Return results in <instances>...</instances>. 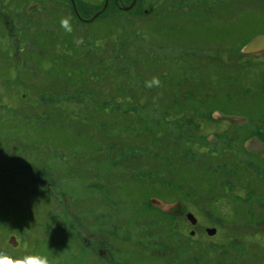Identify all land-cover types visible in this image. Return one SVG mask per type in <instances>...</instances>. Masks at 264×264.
I'll use <instances>...</instances> for the list:
<instances>
[{
    "label": "rangeland",
    "instance_id": "rangeland-1",
    "mask_svg": "<svg viewBox=\"0 0 264 264\" xmlns=\"http://www.w3.org/2000/svg\"><path fill=\"white\" fill-rule=\"evenodd\" d=\"M133 1L0 0V264H264V0Z\"/></svg>",
    "mask_w": 264,
    "mask_h": 264
},
{
    "label": "flooded vegetation",
    "instance_id": "flooded-vegetation-1",
    "mask_svg": "<svg viewBox=\"0 0 264 264\" xmlns=\"http://www.w3.org/2000/svg\"><path fill=\"white\" fill-rule=\"evenodd\" d=\"M257 35L264 36V34ZM257 35H250L251 37H249L244 46L256 38ZM243 56L247 58L253 56V54ZM229 83L231 84V89L236 88L234 79H231ZM252 99H256V101H259L260 99L264 100V86L259 90V93H254L252 89L248 87L244 89L241 96H238L237 98L236 94L233 93V95L229 98V102L231 105L238 107L242 104H248ZM238 116L235 114V120L232 121V126L237 128V131L234 132L232 137L235 139L234 162H236V169L240 170L242 167H245L247 170H254L256 174L258 173L264 175V115H250L247 118H239ZM239 129L243 132L242 137L238 135ZM198 140L200 141L201 139L198 138ZM254 144L255 146L259 145L262 150H252L251 148ZM241 154H244L246 158L242 159L240 157ZM259 164H261L263 168H257L256 165ZM239 181L241 183L242 177H239ZM238 187L241 188V186Z\"/></svg>",
    "mask_w": 264,
    "mask_h": 264
},
{
    "label": "water",
    "instance_id": "water-1",
    "mask_svg": "<svg viewBox=\"0 0 264 264\" xmlns=\"http://www.w3.org/2000/svg\"><path fill=\"white\" fill-rule=\"evenodd\" d=\"M71 2H72V5H73V11L75 12L76 17H78L80 19L78 11L75 10V6H74L73 0H71ZM107 2H108V0H106V2H105V5H104V7L102 9L103 11H105ZM135 2H136V0H134L129 7H123L122 9H124L125 11L130 10L132 8V6L135 4ZM98 16H99V14L95 15L93 18L89 19L87 21V23L94 21L95 19H97ZM261 50H264V36H257V38L253 39L251 42H249L246 45V47H244V53L245 54H247V53L256 54V53H258ZM188 219L191 220L192 223H194V220H192L191 216H188ZM214 232H215L214 230H211V231L209 230L208 233L212 234ZM11 241H10L11 244L14 246L15 245L14 239L11 238Z\"/></svg>",
    "mask_w": 264,
    "mask_h": 264
},
{
    "label": "trees",
    "instance_id": "trees-1",
    "mask_svg": "<svg viewBox=\"0 0 264 264\" xmlns=\"http://www.w3.org/2000/svg\"><path fill=\"white\" fill-rule=\"evenodd\" d=\"M69 63H67L66 64V66H65V68L67 67V65H68ZM58 65V64H57ZM58 67H61V66H59L58 65ZM61 79H58V81H63V80H65V79H63L62 77H60ZM25 98L24 99H22V97H21V103L24 105V106H26L27 108H30V107H32V104L31 103H25ZM26 102H27V100H26ZM33 106H34V104H33ZM107 106V102L106 103H104V105H103V107H101V108H94L93 110H92V112H94L95 114H96V117H103V115L104 114H108L109 112L107 111V109L105 108ZM92 158H93V160L95 159V160H97L98 158L97 157H95V155L94 156H91Z\"/></svg>",
    "mask_w": 264,
    "mask_h": 264
},
{
    "label": "clouds",
    "instance_id": "clouds-1",
    "mask_svg": "<svg viewBox=\"0 0 264 264\" xmlns=\"http://www.w3.org/2000/svg\"><path fill=\"white\" fill-rule=\"evenodd\" d=\"M30 258H25V264H27V260ZM31 259H36L38 261V264H48V260L46 257H34Z\"/></svg>",
    "mask_w": 264,
    "mask_h": 264
}]
</instances>
